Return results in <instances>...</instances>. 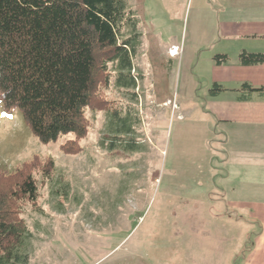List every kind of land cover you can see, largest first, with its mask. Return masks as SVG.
<instances>
[{"label":"rangeland","instance_id":"rangeland-1","mask_svg":"<svg viewBox=\"0 0 264 264\" xmlns=\"http://www.w3.org/2000/svg\"><path fill=\"white\" fill-rule=\"evenodd\" d=\"M202 2L128 0L130 67L108 64L110 113L86 110L77 155L60 151L70 136L42 144L0 104L11 117L0 115V171L54 163L50 180L34 175L35 204L22 203L25 264H245L258 226L226 205L214 178L209 51L191 39Z\"/></svg>","mask_w":264,"mask_h":264},{"label":"trees","instance_id":"trees-1","mask_svg":"<svg viewBox=\"0 0 264 264\" xmlns=\"http://www.w3.org/2000/svg\"><path fill=\"white\" fill-rule=\"evenodd\" d=\"M128 0H0V104L17 110L42 144L70 136L60 145L65 155H77L89 130L86 110L110 113L108 64L120 58L130 67L131 23ZM219 65L224 54L212 57ZM241 65L264 63V53H241ZM250 92L252 89L243 85ZM213 84L210 94L220 91ZM34 157L13 173L0 171V264H25L19 251L27 228L20 217L23 202L35 204L39 174L50 180L52 159Z\"/></svg>","mask_w":264,"mask_h":264},{"label":"crops","instance_id":"crops-1","mask_svg":"<svg viewBox=\"0 0 264 264\" xmlns=\"http://www.w3.org/2000/svg\"><path fill=\"white\" fill-rule=\"evenodd\" d=\"M202 1L191 39L194 50L209 51V83L221 89L210 94V88L205 99L220 129L221 168L214 178L226 205L258 226L245 264H264V63L239 62L241 53H264V0ZM216 54L227 60L215 64ZM243 85L263 90L250 92Z\"/></svg>","mask_w":264,"mask_h":264},{"label":"snow or ice","instance_id":"snow-or-ice-1","mask_svg":"<svg viewBox=\"0 0 264 264\" xmlns=\"http://www.w3.org/2000/svg\"><path fill=\"white\" fill-rule=\"evenodd\" d=\"M0 115H4L5 118L11 119V117L7 113H3V114H0Z\"/></svg>","mask_w":264,"mask_h":264},{"label":"built area","instance_id":"built-area-1","mask_svg":"<svg viewBox=\"0 0 264 264\" xmlns=\"http://www.w3.org/2000/svg\"><path fill=\"white\" fill-rule=\"evenodd\" d=\"M169 52H171V51H169Z\"/></svg>","mask_w":264,"mask_h":264}]
</instances>
